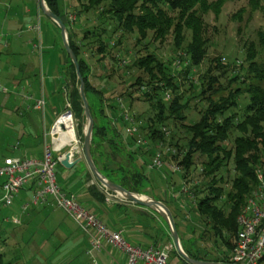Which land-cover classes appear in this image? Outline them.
Listing matches in <instances>:
<instances>
[{
	"label": "trees",
	"instance_id": "obj_1",
	"mask_svg": "<svg viewBox=\"0 0 264 264\" xmlns=\"http://www.w3.org/2000/svg\"><path fill=\"white\" fill-rule=\"evenodd\" d=\"M251 1L258 4L255 0ZM45 3L66 25L69 46L79 65L88 110L94 122L89 148L98 170L118 186L147 195L149 175L145 164L151 150L145 151L123 134L124 121L116 99L121 97L130 110L135 100L148 102L152 114L144 117L143 113L135 112L136 120L141 122L142 132L152 141L163 138L158 129L160 126L172 125L181 134L180 141L175 139L174 132L169 131V145L177 150V155L172 158L182 166L181 178L191 177L195 156L202 157L197 168L201 180L194 188L195 204L192 209L205 227L198 236L203 245L200 251L189 250L179 237L181 248L195 260L232 263V245L238 230L236 216L256 185L257 169L264 168V34H259V49L248 47L239 61L234 58L229 63L222 61L225 58L221 56L211 57L206 67L197 73L196 68L207 55L208 38L204 33L206 25L203 16L210 11L219 13L221 0H62V3L61 0H45ZM36 6L38 9V3ZM66 10L75 11L76 28L82 27L80 19L83 14L92 11L97 15L98 21L93 22L98 28L82 32L80 44L75 41L72 23L66 20L71 14H67ZM40 13L54 26V39L59 42L57 47L65 56L63 84L70 110L79 120V136L83 139L85 119L74 65L62 46L59 27ZM168 36H172L173 49L168 54L170 57L163 60L148 47L145 39L148 37L151 42L163 43ZM127 37L134 38L133 53L128 55L121 52L122 40ZM88 38L92 40L87 45L95 58L93 65L82 53L81 42ZM176 58L181 60L178 67H174ZM123 59L127 63L123 64ZM105 60L108 69L101 79L98 74L93 75V71L97 69L96 64ZM129 75L133 76L132 81L125 80ZM111 78L126 84L119 94L114 95L106 87ZM102 81L106 83L104 87L99 86ZM184 85L190 95H186L182 88ZM141 86L147 90H141ZM167 90L171 97L166 101L163 93ZM10 93L0 91V97ZM240 97L246 99L244 105L239 104ZM191 99L204 102L205 106L198 108L197 118L189 122L188 119L186 121L185 109ZM232 135L228 146L226 142ZM229 161L233 164L234 173L226 188L221 170ZM90 173H86L87 181L94 179ZM87 187L93 200L104 201L96 179ZM33 188L32 181L20 190L31 194ZM60 188L66 192L62 186ZM77 200L83 204L80 198ZM171 212L175 221L176 214ZM159 219L164 230L160 223H154L170 241L167 225L160 216ZM175 226L177 229V224ZM212 238H216L219 244L215 239L218 246L214 245L217 247H212L210 253L208 249ZM152 244L158 245L155 240ZM173 252L183 264H189L176 251ZM0 264L10 263L4 262L0 255Z\"/></svg>",
	"mask_w": 264,
	"mask_h": 264
},
{
	"label": "crops",
	"instance_id": "obj_2",
	"mask_svg": "<svg viewBox=\"0 0 264 264\" xmlns=\"http://www.w3.org/2000/svg\"><path fill=\"white\" fill-rule=\"evenodd\" d=\"M0 1V82L11 92L9 96L4 95L3 99H0L1 101L4 100L3 102L7 105L5 108H0L4 111L3 113L6 116L3 123L0 125V161L6 156L39 157L42 153L41 149L45 141V137L43 136L47 130L46 118L52 123L57 115L62 112L66 104V98L64 97L65 90L63 88V83H65L64 62L66 59H64L65 56L59 51V47L56 46L57 42L56 39H54V26L44 21L45 19L42 18L43 16L40 13L41 10L39 11V8H36L38 0ZM63 3L65 5V2ZM34 24L39 25L38 31L30 28V26ZM42 24L47 25L50 28V34H52L50 38L48 35L47 45L45 47H43L45 38L41 32ZM52 39L54 40L53 44H51ZM31 42L35 43V45L36 43H40L41 50L34 51L33 48H31ZM24 94H29L31 98H25ZM36 98L44 100V107L41 112H38V109L33 105ZM9 112L17 114L21 121L20 124L15 125L13 123L8 117L10 114ZM1 150L3 151L1 152ZM61 153H64V151L55 152L58 156ZM57 171L64 176L63 178L66 177L67 179H63L62 177L57 178ZM157 171H160V173L165 176L168 175L165 168L158 169ZM86 173V163L83 162L82 159L70 168H66L59 163L55 176L58 184L66 190V193L80 198L84 206L94 211L104 222V225L113 229H124L125 237L134 243L141 241L142 243H152L154 238L149 231H147V233L146 231H142L144 230L142 224L137 220H130L127 215L128 213H135L143 217H149L150 215L153 217L154 214L152 215L148 208L127 200H109L110 198H107L104 189L98 186L99 190L104 194V201L98 202L93 200V197L88 193L87 187L93 183V180L87 181ZM69 175H74L75 179L72 181L69 180ZM18 195L16 196V198L19 197L17 205L14 209L9 210L11 215L7 216L5 208L0 207V250L4 251L5 249L6 251L8 250L7 247L13 250L23 243V237L21 236V238H18V236L28 230L39 216L45 219V222L50 225L52 230L50 237L49 234H47L45 236L43 235L44 237L40 236L41 240L37 243L35 241H33V243L29 242V250L33 252L36 251L38 254L51 248V243L53 242L48 239L54 238L56 235L58 236L57 239L63 241L62 238L65 234L67 237L70 235V233L68 234L70 231L65 224L68 219H70L81 232L83 231L64 210L50 204L42 203V205L39 206H31L23 212L21 206L23 202L27 201L30 197V193L28 191H20ZM146 196L155 197L148 194ZM174 196L182 199L178 193ZM154 199L162 202L166 200L160 196ZM58 209L64 212L63 215L58 214ZM16 212L19 213L18 216H21V221L18 216H16ZM13 219H18L19 223L15 224ZM5 222H9L11 225H16L20 228H13L11 234L4 235V233H7L3 227V223ZM157 223H159V221H157ZM135 227L138 230L137 232L133 231ZM38 228H40V232H43V226ZM55 228L62 229L60 231L62 237L56 232ZM83 233L85 243L83 252H85L88 248V239L86 238V233L84 231ZM33 236L36 238L38 232L34 233ZM11 249L8 250V253H10H7L10 256L6 254V256L3 257L2 252L0 255L4 262L18 264L17 258H19V255L16 253V250L11 251ZM99 258L100 264H108L110 262V259L107 258L104 252L99 254ZM123 261V256H120L119 263L123 264ZM37 264L40 263L37 262Z\"/></svg>",
	"mask_w": 264,
	"mask_h": 264
},
{
	"label": "built area",
	"instance_id": "obj_3",
	"mask_svg": "<svg viewBox=\"0 0 264 264\" xmlns=\"http://www.w3.org/2000/svg\"><path fill=\"white\" fill-rule=\"evenodd\" d=\"M1 4V1H0ZM75 15L68 14L69 23L75 22ZM32 30H39V25L30 26ZM40 42V41H39ZM32 43L34 51L41 50L40 43ZM181 60L176 58L174 67H178ZM122 63H127L126 59ZM141 90H147L141 86ZM0 91L8 92V88L0 82ZM164 99L167 101L171 95L165 91ZM25 98H31L29 94H24ZM120 115L123 118V134L134 140L135 145L141 146L151 154L145 164L148 171L165 168L167 174L181 172L182 166L172 156L177 155V150L169 145L170 130L166 126L158 129L163 133V138L152 141L142 132L141 122L136 120L134 111L127 108L123 99H116ZM34 107L41 112L44 107V100L36 98ZM71 106L66 102L64 109L50 123L45 131V141L42 153L36 156H6L0 162V207H8L15 200L24 186L34 182L33 191L27 201L23 202L21 209L25 212L31 206L50 204L56 208H61L68 216L75 221L86 233L88 248L85 250L88 264H100L99 254L104 252L110 259L108 264L119 263L120 256H123V264H170L169 252L172 251L173 243L164 245H154L152 243H134L125 237L124 229H113L104 225L100 217L94 211L87 209L82 202L74 195L67 194L57 182L55 176L56 169L64 153L70 151L73 156L82 154L81 147L78 146L77 136H75L76 120L70 111ZM67 149L59 156L55 152ZM256 185L249 192L242 206L241 211L236 216L238 225L237 234L234 238V245L231 251V261L234 264H264V168L256 171ZM197 179L192 177L181 178L178 194L181 201L186 205L190 202L195 204L194 188L198 184ZM107 194V198L125 200L121 195L111 192L102 187ZM15 224L18 219H13Z\"/></svg>",
	"mask_w": 264,
	"mask_h": 264
},
{
	"label": "rangeland",
	"instance_id": "obj_4",
	"mask_svg": "<svg viewBox=\"0 0 264 264\" xmlns=\"http://www.w3.org/2000/svg\"><path fill=\"white\" fill-rule=\"evenodd\" d=\"M222 1V5H221V10L219 11V13L214 14L213 11H210L206 14H204L203 18H204V22L205 25V35L208 38V42H207V55L206 58L204 60V62L199 65L195 72L200 73L204 67H206L207 63H208V59H210L211 57H216V56H221L225 59H223L222 61H229V63L235 58L236 61H239L244 55H245V51L247 50L248 47H252L254 46V48L257 50L259 49L260 45H259V34L263 33L264 34V0H255L256 2H258V4H254L251 0H221ZM64 2V1H63ZM62 3V0H61ZM72 5L74 3H71ZM69 5V4H68ZM67 12V10H66ZM71 13L75 15V11H71L68 10L67 14ZM43 19L44 16L42 17ZM84 18L86 20H84ZM81 23H82V27L81 28H76L74 25L77 23L76 21L72 24V28H73V33L75 41H78L77 43L80 44V39L82 38V35L85 30H94L95 28V24L93 21H98L97 19V15L96 13L89 11L85 14L82 15L81 17ZM47 21V20H45ZM48 24H51L49 21H47ZM50 26V25H49ZM47 25L42 24L41 25V32L43 34V37L45 38V43L43 44V47H45L47 45V38L49 35V38L51 37L52 34H50V28ZM186 38H189V34H186ZM58 41V39H57ZM149 41V42H148ZM172 36H168L167 39L165 40V42L163 43H158V42H151L150 38H146L145 42L147 43L148 47L150 49H152L153 51H155V55H157L159 58H162L163 60L167 59L168 57H170V55H168L169 53L172 52L173 46H172ZM88 42L89 44L92 42L91 39H86L83 40L81 43V47H82V53L85 56V58H87V60L89 61V63L91 65L94 64L95 62V58L94 56L91 55V49L88 48ZM132 42H134V38H129L127 37L126 39L122 40L121 43V52L127 53L128 54H132ZM54 43V40L52 39L51 44ZM86 45H83L85 44ZM88 44V45H87ZM60 45L59 42H57L58 46ZM87 46V47H86ZM90 47V46H89ZM93 49V47H91ZM89 49V50H88ZM57 50V48H56ZM181 53V51H178ZM264 54V53H263ZM125 55V54H124ZM106 62V60H105ZM102 62L99 64H96L97 69L95 71H93V75L98 74L99 76H101V79L103 78V76H105V74L107 73V62ZM125 80H133V76H126ZM106 83H104V81L99 83V86H105ZM225 84V83H224ZM126 84L121 83L118 81L117 78H111V80L108 81L107 84V88H109L110 90L113 91V94H119L120 92H122L125 89ZM112 88V89H111ZM182 88L185 90L186 95H190L189 94V90H186L187 86L184 85L182 86ZM7 95V94H6ZM9 96V94H8ZM0 99H3L0 98ZM244 100L246 101V99H241L240 97V103L241 105H244ZM4 100H0V108H5V106L7 107V105L3 102ZM243 101V102H242ZM246 104V103H245ZM149 103L148 102H144L142 100H135L133 103L132 110L134 111V113H143L144 117L149 116L150 114H152V109L151 107H149ZM189 107L187 109H185V114H186V121L188 119L189 122L195 120L197 118V110L200 107H204V102H200L197 99H191L189 102ZM71 111V110H70ZM4 111L0 109V125L3 123L4 119L6 118V116L3 113ZM9 118L13 121V123L16 124H20V118L17 116L16 113H12L9 112ZM75 120H76V127H75V136H77V140H78V146L82 147V138H80L79 136V123L74 114V112L72 111ZM48 115V114H47ZM47 120V129L50 126V122L48 120V118H46ZM168 130H170V132H174L175 133V139H179L181 141V139L179 138V136H181L180 133H178L175 128L172 127V125L170 126H166ZM85 128V123L83 126V130ZM82 130V128H81ZM172 130V131H171ZM178 133V134H177ZM234 135H232L229 139L227 143V145H230V142L232 141ZM3 150H1L2 152ZM63 151H67V149H63ZM57 155V154H55ZM196 157V162H195V168L193 169L194 171L193 174H191L192 179H197L198 181L201 180V177L198 175L197 173V168H199V164L200 161L202 160V157ZM233 164L231 161L228 162L227 166L223 168V170H221V173L224 175V182L226 183V188L229 187L230 185V181L231 178L233 177ZM87 171H89V168L87 167ZM146 172V171H145ZM147 174L149 175V188L146 191V193L150 196H155V197H162L163 199H166L165 201L168 202L169 205V210L173 211L174 214H176V218L175 221H173L174 223L177 224V232L179 235V237L181 238V240L184 243L185 248L189 249V250H201L203 243L201 240H198V236L201 235V233L203 232V230L205 229L204 225L200 223V221H198V217L194 212V208L190 202L186 203V205H184V203L181 201V199L176 198L174 195L177 194L179 192L180 189V182H181V172L177 171L174 173H170V175H163L162 173H160V171H148L147 170ZM57 178L60 177H64L61 175V173L59 171H57ZM93 177V176H92ZM63 179H67L66 177ZM75 179L74 175H69V180H73ZM93 182L95 181V178L92 179ZM97 186L99 188H102L100 186V184L96 181ZM144 195V194H143ZM19 196V195H18ZM19 198V197H18ZM18 198H16L12 204L8 207H4L6 210V215L9 216L11 215L9 210H12L15 208V206L17 205V201ZM63 211L58 209V214L63 215ZM16 216H18L19 213L16 212ZM153 215V214H152ZM20 216V215H19ZM19 220L21 221V216L19 217ZM129 219L130 220H134V221H138L140 222V224H142V226L144 227V230L142 231H149V233L151 234V236H153L154 240L156 241V243L158 245H164L168 242H172L171 237H170V241L169 238L167 239L166 236H163L162 231L160 230V227L158 226V224H155L157 221H159V223L162 226V229L164 230L165 227L163 225V223H161V219H158L159 216H157L156 214L153 215V217H151V215L149 217H143L141 215L138 214H129ZM66 218V217H64ZM23 219V217H22ZM24 221V220H23ZM155 222V223H154ZM66 227L68 228V230L70 232H68V234L70 233V235H68V237L66 236V234L64 235V237L62 238L63 241L57 239L58 236H54V238H50L48 239L49 241H52L53 243H51V248H48V250H45L44 252H41L40 254H38L36 251H30L28 248V244L29 242L35 241L36 243L41 240L40 236H45L47 234H49L50 237V233L52 228L50 227L49 224H47L45 222V219L41 216L38 217V219L36 220V222L34 224H32V226L29 227L28 230L24 231L23 233H21L18 238L21 236L23 237L22 241L23 243H21L18 247H15V249H13L14 251L16 250V253H18L19 258L18 259V264H37V262H39L40 264H88L89 263V258L88 256L85 254V252H83L84 250V233L83 231L81 232V230L75 226V224L68 219ZM175 224V225H176ZM40 226H43L42 231L40 232ZM3 227L5 229V231L7 233H4V235L6 234H11L13 228L15 229H19V226L16 225H11V223H3ZM168 229V227H167ZM56 232H58L61 237H62V233L60 232L62 229L61 228H55ZM48 231V232H46ZM133 231H138L137 228L135 227ZM38 232V236L35 238L34 233ZM169 233V230H168ZM43 236V237H44ZM145 238L147 239V237L145 236ZM215 239L216 238H212L211 242H210V247L208 249V251H210V253L212 252V247H217L219 244V241H217L216 239V243H215ZM11 240V239H10ZM81 241H82V249H81ZM136 241V240H135ZM41 242V241H40ZM137 242V241H136ZM142 244L141 242H137ZM217 245V246H214ZM208 247V246H206ZM8 250H10L11 248L7 247ZM172 251L169 252V263L170 264H183L182 261L179 260L178 256L173 252L176 251L174 247H172ZM217 249V248H216ZM8 250L2 251L0 250V253L2 252L3 257L6 256V254L8 253ZM11 249V251H13ZM220 250V249H219ZM10 253V252H9ZM8 253V254H9ZM12 253V252H11ZM7 256H10L8 255ZM44 257V258H43Z\"/></svg>",
	"mask_w": 264,
	"mask_h": 264
},
{
	"label": "water",
	"instance_id": "obj_5",
	"mask_svg": "<svg viewBox=\"0 0 264 264\" xmlns=\"http://www.w3.org/2000/svg\"><path fill=\"white\" fill-rule=\"evenodd\" d=\"M38 5H39V9L41 10V12L49 19H51V21L55 22L57 24V26L59 27V34L61 37V41H62V46L64 47L67 55L69 56V59L72 61L74 68H75V73H76V77L78 80V92H79V97L81 98L82 101V106H83V116L85 119V128L83 130V139H82V154H75V156L72 155V153L70 151H67L64 153L63 157L60 159L59 163L66 167V168H70L72 167L74 164L78 163L79 160L83 159V162L86 163L87 167L89 168V171L91 172L90 174H92V176L96 179V181L100 184L101 187H104L106 190H109L111 192H115L118 193L119 195L122 196L123 199L136 203L138 205L144 206L145 208H149L150 210H153L154 212H156L163 220L164 223H166L168 230H169V235L171 237V240L174 244V248L176 250V252L178 253V255L184 259V261H186L189 264H234V263H224V262H213L212 261H207V260H195L191 257H189L186 252L183 250L181 242H180V238L177 230H176V226L175 223L173 222V215L172 212L169 210L168 206L157 199H154L152 197H148L146 195L143 194H139V193H135V192H131L127 189H125L122 186H118V184L108 180L103 174H101V172L98 170V168L96 167L94 161H92V155L90 152V144H91V139H92V130H93V118L91 116L89 106H88V101L87 98L85 97V92H84V81L83 78L80 74L79 70V65L77 62V59L75 58V54L72 51L71 47L69 46V42H68V31L66 29V25L64 24L63 21H61L60 17H58L56 14H54L49 8H47L48 6L45 3V0H38ZM63 88L65 90V98H66V102L68 101L67 96V91H66V86L63 85Z\"/></svg>",
	"mask_w": 264,
	"mask_h": 264
}]
</instances>
